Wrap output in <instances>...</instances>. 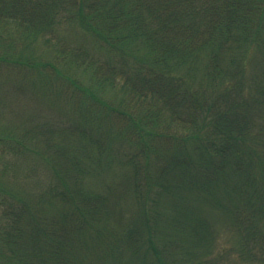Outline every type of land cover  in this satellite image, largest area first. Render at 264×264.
I'll list each match as a JSON object with an SVG mask.
<instances>
[{"label": "trees", "instance_id": "1", "mask_svg": "<svg viewBox=\"0 0 264 264\" xmlns=\"http://www.w3.org/2000/svg\"><path fill=\"white\" fill-rule=\"evenodd\" d=\"M2 35L0 65L44 77L0 78V141L19 130L51 180L1 186L0 264H264V0H0ZM58 75L82 121L34 142L1 110ZM103 155L128 163L110 203Z\"/></svg>", "mask_w": 264, "mask_h": 264}, {"label": "rangeland", "instance_id": "2", "mask_svg": "<svg viewBox=\"0 0 264 264\" xmlns=\"http://www.w3.org/2000/svg\"><path fill=\"white\" fill-rule=\"evenodd\" d=\"M3 37L5 38V36ZM4 38L0 37V46H4V42H6V40L7 41L10 40L7 37L5 39ZM20 38L22 37L21 36H19V38L15 37L16 44L18 43L19 45V50H21V47H23V42L19 40ZM17 46H16V50L18 51ZM36 47H37L36 51H34L35 52L34 57L36 56V59H38L39 57L41 58L42 55L46 54V53H42L43 46L41 48V51H40V46H36ZM29 48H32V46L31 47L28 46L23 49H25L26 51ZM26 61H34V60L26 59ZM254 64L255 63L249 65V67L247 68V73H246L247 76H252L260 73V69L254 66ZM20 66H25V65H20ZM9 67H12V65L10 66L0 65V78L10 77L11 75H14L17 76L18 79H20V77L25 75L24 76L25 78L31 77L32 79L31 75H34L39 80L37 75L41 76L37 70L18 69L16 67L13 69ZM26 71L27 74H23ZM79 71L80 69L75 70V68L73 70H67V65H66V70H65L66 76H69L70 79L79 76V78L82 79L83 81H87V75ZM11 72H13L14 74H12ZM46 72L47 71L45 70V73ZM48 72L52 74L56 71L53 69L51 70L49 69ZM43 77L41 76V78ZM56 77L57 80H53L54 83L51 82L49 84L48 81L47 86H45V84H42L43 88L46 87V90L43 91L44 95L41 93L39 95L33 93L31 92L30 89H28L29 94L22 95L20 91L16 90L17 93L13 95L17 99L16 100L17 103L15 107L13 106L14 107L13 109H15L16 112L13 111V109H11V107L7 103H4L6 107H4L3 110H1V112L3 111L2 112V115H4L3 118H5L6 120H14L18 122L20 125L25 127L27 125L33 126V124H35L34 128L36 129H34V133L36 138L34 142H36L37 138H39V140L41 139V137H38L36 135H39L43 130L46 131L48 135H50L51 132L54 133L60 132L61 134H64V132L62 133L61 131L73 132L75 131V127L78 124V122L82 121L80 116L77 114L75 108L70 106V102L68 99V95L77 96L79 92L74 90L73 85L64 75L62 76L58 75ZM54 88L57 92L54 90ZM24 118H26L27 121H25ZM30 123H32V125H30ZM124 123L125 122H123L122 125ZM4 128H6V125L4 126ZM31 130H33V128ZM46 132L44 134V137L46 136ZM18 133L19 130L17 131L16 134V139H18V141L10 137L0 141V188L1 186H3L4 188L8 187L9 189L11 187L12 188L15 187L19 189V185L22 183V181H25L27 179L28 180L27 187H30L35 191H40L42 185L45 184L46 181L51 180V177L49 175L50 171L47 169L46 163L42 159L35 161L34 160L35 154H32L29 150L24 149V147L20 145L21 142L23 145L26 142V140L22 138L20 139ZM3 134H6V132H4ZM7 134H9L10 136L13 135L11 133H7ZM41 135L43 134H40V136ZM171 141L176 143V142H180L181 139L179 141H177L176 139H173ZM188 143L190 142L188 141ZM115 145L113 146L114 152H116ZM103 156L104 157L102 158L101 164L96 166L97 170L95 171L93 177L89 180V184L90 186L92 184V186H96V188L98 187V189L96 190L97 192H101V193L105 192L104 201L110 203L112 198L115 199V195H117V192L119 194V192H121L122 189H124L125 187L126 179H124V174L122 175L120 171H127L128 163H126L127 162V158H126L124 160L125 164L123 161H121L118 167L114 159H110L109 161H107V159H105L106 155ZM33 173L36 174L34 175ZM127 180L131 181V178L129 177V179ZM114 184H116V188H113ZM158 195L163 196L162 193ZM66 207L67 206H65V208ZM67 208L72 209V206H68ZM94 209L96 211L95 213L96 217L102 218L104 216V213H106L105 211L106 207H104L103 205L100 207L98 205H95ZM52 212L53 214H55V210L52 209ZM83 233L84 232H81L80 236H82ZM68 235H70V233H68ZM90 236H92V234L89 233V231H85V236H84L85 239L83 240V242L86 241ZM228 240L231 241V236L224 232L222 236L221 237L219 236L218 239L216 240L215 248H217L218 246L221 247ZM83 247L85 248L88 247L87 242L83 243ZM125 259L127 260V257Z\"/></svg>", "mask_w": 264, "mask_h": 264}]
</instances>
